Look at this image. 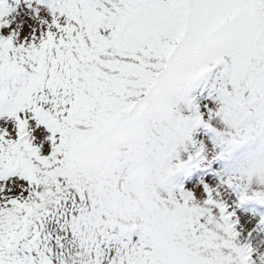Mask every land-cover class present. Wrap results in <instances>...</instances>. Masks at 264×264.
Returning a JSON list of instances; mask_svg holds the SVG:
<instances>
[{"label": "snow or ice", "instance_id": "snow-or-ice-1", "mask_svg": "<svg viewBox=\"0 0 264 264\" xmlns=\"http://www.w3.org/2000/svg\"><path fill=\"white\" fill-rule=\"evenodd\" d=\"M0 264H264V0H0Z\"/></svg>", "mask_w": 264, "mask_h": 264}]
</instances>
